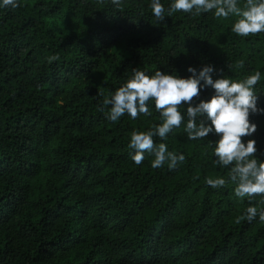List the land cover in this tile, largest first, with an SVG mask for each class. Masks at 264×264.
<instances>
[{
	"label": "trees",
	"instance_id": "trees-1",
	"mask_svg": "<svg viewBox=\"0 0 264 264\" xmlns=\"http://www.w3.org/2000/svg\"><path fill=\"white\" fill-rule=\"evenodd\" d=\"M171 2L161 0L162 22L151 0L0 7V264H264V221L236 222L264 209V197L235 195L229 168L214 162L216 134L187 138V104L179 128L153 137L185 156L171 170L153 168L148 152L136 165L128 147L133 131L161 123L154 102L148 116L107 119L103 99L134 68L188 78V67L211 65L213 80L234 82L259 71L264 109V32L238 36V17L215 10L168 16ZM212 95L204 88L193 104ZM249 121L256 131L242 142L255 140L264 161V112ZM207 178L227 182L212 188Z\"/></svg>",
	"mask_w": 264,
	"mask_h": 264
},
{
	"label": "clouds",
	"instance_id": "clouds-1",
	"mask_svg": "<svg viewBox=\"0 0 264 264\" xmlns=\"http://www.w3.org/2000/svg\"><path fill=\"white\" fill-rule=\"evenodd\" d=\"M119 7L121 0H111ZM0 7H19L18 0H2ZM150 8L158 22L165 19L166 9L161 0H151ZM214 11L217 18H228L230 15L238 17L233 23L231 31L238 36L248 37L264 32V0H246L243 7H238L237 0H172L167 9V15L183 11L200 15ZM58 56L50 60H58ZM241 61L239 66H242ZM192 73L188 78L155 71L154 75H147L138 68L132 69V75L114 92H110L103 99L107 109V119L115 122L126 113L136 119L140 114L150 115L148 102H154L155 109L160 115L161 123L148 131H133L128 147L134 150L132 160L140 165L144 160V153L154 155L153 168H159L167 161L169 169H175L184 162L183 154L169 152L164 143L156 145L153 137L166 138L173 128H179L184 120L180 106L187 104V124L185 132L189 140L204 139L209 133L216 134L213 153L215 163L221 167H228V181L235 185L234 193L237 197H264V161L255 158L257 151L255 140L242 142V137L250 136L256 131V125L250 123V113H262L264 109L257 107L255 85L260 81L261 73L256 71L242 81H232L228 78L213 80L211 65L196 69L188 67ZM201 81L203 83H201ZM210 87L214 95L207 101L200 100L193 104L194 98L200 96L202 89ZM101 95H103L101 93ZM104 111L102 107L100 109ZM210 121L206 124L204 119ZM224 178H207L206 183L212 188H219L226 184ZM259 216L264 221V209L258 212L256 207L247 208L243 217L252 221Z\"/></svg>",
	"mask_w": 264,
	"mask_h": 264
}]
</instances>
